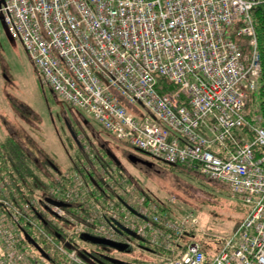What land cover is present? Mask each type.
Returning a JSON list of instances; mask_svg holds the SVG:
<instances>
[{
    "label": "built area",
    "instance_id": "1",
    "mask_svg": "<svg viewBox=\"0 0 264 264\" xmlns=\"http://www.w3.org/2000/svg\"><path fill=\"white\" fill-rule=\"evenodd\" d=\"M263 1L0 0L9 38L58 98L114 140L223 184L248 206L230 237L207 256L195 239L205 232L192 211L172 220L153 214L150 221L141 196L134 201L140 217L119 216L112 202L105 211L87 200L89 189L74 174L71 187L57 185L53 196L87 210L81 232L129 245L111 226L121 219L158 250L160 261L150 264H264V129L259 115L246 113L261 74L251 11ZM7 185L0 176V264H41L23 252L19 226L43 234L34 221L42 203L14 206ZM43 236L64 253L62 244Z\"/></svg>",
    "mask_w": 264,
    "mask_h": 264
},
{
    "label": "rangeland",
    "instance_id": "2",
    "mask_svg": "<svg viewBox=\"0 0 264 264\" xmlns=\"http://www.w3.org/2000/svg\"><path fill=\"white\" fill-rule=\"evenodd\" d=\"M7 136H11L30 159L40 165L51 162L68 179L76 174L74 171L77 169L89 168L90 163L83 153L91 160L98 155L107 161L104 154L106 147L120 161L121 173L126 181L123 187L127 195L124 198L133 204L142 195L143 207L147 209L149 205H145V194L148 193L156 200L171 201L167 203L177 211H192L199 219L201 232H205L204 236L197 234L196 240L201 242L202 237L209 247V254L211 250H218L220 240L230 237L248 209L244 202L231 195L225 185L207 180L197 173L170 168L145 153L134 151L126 142L111 138L90 115L52 92L22 45L9 38L5 26L0 22V141ZM76 136L81 137L79 144L73 138ZM130 156L151 161L154 165L142 166L132 162ZM94 165L97 166V162L94 161ZM86 191H79L85 199ZM35 213L39 219L34 221L43 232L45 226L52 224L63 229L62 222L43 207H37ZM62 224L67 227L65 223ZM33 229L38 233L35 227ZM77 231L81 233L80 227H77ZM45 234L49 235L47 231ZM77 241L87 249L94 247L90 243L84 244L85 241L82 244L81 239ZM24 249L27 254L41 258L33 247L25 245ZM148 257L149 260L153 258L151 255ZM120 258L127 259L126 256Z\"/></svg>",
    "mask_w": 264,
    "mask_h": 264
},
{
    "label": "trees",
    "instance_id": "3",
    "mask_svg": "<svg viewBox=\"0 0 264 264\" xmlns=\"http://www.w3.org/2000/svg\"><path fill=\"white\" fill-rule=\"evenodd\" d=\"M251 16L258 42L257 48L260 55L261 74L257 80L256 89L248 96L246 113L249 118H252L255 114L259 115L262 120L261 127L264 129V1L252 9ZM152 165L154 164L152 163ZM168 166L170 168H178L180 170L195 173L184 166ZM0 176L5 182H8L6 194L7 198L14 206L26 204V202L34 199L41 201L43 197L53 195V189L55 186L60 185L63 189H67L68 185L71 184L70 181L67 180L68 178L63 176V174H60L54 165H50L49 163L47 165L45 162L40 165L35 160L30 159L26 152L14 141L11 136H7L5 139L0 141ZM113 176H116V174H113ZM65 180L67 182H65ZM115 181L118 180L115 179ZM203 182L204 181H202V183ZM113 190L115 191L116 188ZM91 195L97 201L98 205L106 211L110 202L108 201V198L104 197L102 193L98 194L96 191L92 190ZM145 195V205L146 207L149 205L147 207V215H149L151 218L153 217V214H164L166 219L172 220L176 219L183 212L182 210L180 212L175 208L173 209V205L167 203V201L156 200L148 193ZM113 204L118 205L119 200H113ZM36 216L37 215L35 213V221L38 219ZM150 221H153V218L152 220L150 219ZM19 228L23 234L22 250L33 261L39 262L41 264H75L70 259L71 256H73L81 264H88L84 261L83 254L84 252H90L91 249H87L84 246L82 247L79 244L80 242L77 241V239L82 240L81 236H55L54 231L56 228H53V226H45L43 234L47 231L50 236L48 234L47 235L51 237L57 244L64 245V253H61L57 251L52 245L47 243L43 234H40L38 230L37 233L33 228H29L27 226H19ZM58 231L61 232V230ZM27 238L33 241L40 248L43 256H45V259L42 258L41 254L34 246H32ZM196 238H198V236H195V239ZM203 241L204 240H202L201 237V246L206 251L209 250V247L206 246ZM83 242L84 241L81 243L83 244ZM85 243L87 242H84V244ZM25 245L33 247L37 255L41 258L27 254L24 249ZM143 245L150 246L148 244ZM150 247L152 248L153 253L158 252L156 248L152 246ZM209 255L210 254L207 253V256ZM1 257L2 251L0 249V258ZM157 261L160 260L156 258L154 262Z\"/></svg>",
    "mask_w": 264,
    "mask_h": 264
},
{
    "label": "flooded vegetation",
    "instance_id": "4",
    "mask_svg": "<svg viewBox=\"0 0 264 264\" xmlns=\"http://www.w3.org/2000/svg\"><path fill=\"white\" fill-rule=\"evenodd\" d=\"M73 138L79 144L78 140L79 138L81 139V137L76 136ZM106 150L109 149H107L106 147L104 149V154L107 156ZM83 154L90 163L88 165L89 168L87 169V166L81 167V169H77V171L74 172H76V174L80 177L83 185L89 189V194L87 195V198L97 203V201L91 195V190L96 191L98 194L102 193L103 196L108 198V201L112 203L113 200H119L120 204L117 205V208L121 209L119 210L121 211L119 216L121 215L123 216L124 213L122 211L130 214L129 210H125V208L123 207L124 203L127 204L129 202L124 198L125 195H127L125 194L126 192L123 187L126 181L124 180V175L121 173L122 167L119 159L115 157L117 160L116 163L108 156H107V161H104L101 156L99 157L98 155H94L93 160H91L90 157L85 155V153ZM94 161L97 162V166L94 165ZM49 164L53 165L51 164V162H49ZM113 174H116L117 178L116 176H113ZM115 179H117L118 181H115ZM108 180H109V184H108ZM114 188H116L115 191L113 190ZM61 202L69 205V207H63V209L69 216L67 215L68 217L66 218H58V220L61 221L62 223H65L67 227H65L62 223L61 225L63 226V229L60 227L58 228L54 224H52L53 228H56V230L54 231V235L55 236L93 235L91 234L90 230L82 231L81 233L77 231V227H79V224L83 221V215L85 217V213L87 212V210L83 208L81 205H78L77 203L74 202H70V201H61ZM71 208L74 209V211H70ZM47 209H48L47 206L43 208V210L45 211ZM112 223H113L111 224L112 228L119 235L130 241V244L128 245L127 248L128 250L120 251L106 246L91 244L92 246H94L91 249L92 252L91 251L84 252L83 254V258L85 262H87L88 264H150L155 261L156 256L155 253H153L152 248L150 247L151 245L145 242L144 240L138 239V237L134 234V231L129 228L130 225L129 226L126 225V223H124V220L121 219L112 220ZM115 224H117V226L119 225V227L121 228L118 229L117 227H115ZM58 230H61V232ZM143 244H148L150 246ZM147 255H151L153 258H150L149 260V257L148 259L146 258ZM124 256H126L127 259L120 258ZM142 256H144V258ZM27 258L29 257L27 256Z\"/></svg>",
    "mask_w": 264,
    "mask_h": 264
},
{
    "label": "water",
    "instance_id": "5",
    "mask_svg": "<svg viewBox=\"0 0 264 264\" xmlns=\"http://www.w3.org/2000/svg\"><path fill=\"white\" fill-rule=\"evenodd\" d=\"M107 156L110 157L114 162L117 163V160L115 158V156L109 151L106 150ZM130 160L132 162H138L146 167H151L152 163L148 162V161H143L137 158H134L132 156H130ZM46 202L49 204H52L54 206L57 207H69L68 204L62 203V202H57L51 199H46ZM127 208H129L127 206ZM130 209V208H129ZM131 212L135 213L134 210L130 209ZM54 216H56L52 211H50ZM115 227H117L118 229H120L121 227H119V225L117 226V224H115ZM128 233V232H127ZM82 240L91 244H95V245H101V246H106V247H110V248H114L116 250H120V251H126L128 250V246L119 242H115L112 240H108L105 238H100V237H95V236H90V235H84L81 236ZM27 240L37 249L38 252L42 253V251L40 250V248L30 239L27 238Z\"/></svg>",
    "mask_w": 264,
    "mask_h": 264
},
{
    "label": "crops",
    "instance_id": "6",
    "mask_svg": "<svg viewBox=\"0 0 264 264\" xmlns=\"http://www.w3.org/2000/svg\"><path fill=\"white\" fill-rule=\"evenodd\" d=\"M211 250V249H210ZM209 251V250H208Z\"/></svg>",
    "mask_w": 264,
    "mask_h": 264
}]
</instances>
